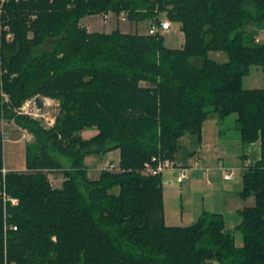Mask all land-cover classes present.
Returning <instances> with one entry per match:
<instances>
[{
	"label": "trees",
	"instance_id": "obj_1",
	"mask_svg": "<svg viewBox=\"0 0 264 264\" xmlns=\"http://www.w3.org/2000/svg\"><path fill=\"white\" fill-rule=\"evenodd\" d=\"M1 7L0 91L8 101L0 119L35 141L25 171H4L0 132V264H264V88L243 87L251 67L264 71V43L248 30L264 23V0H5ZM109 13L157 27L165 13L180 23L185 43L172 49L160 32L81 25ZM38 96L59 103L50 129L17 113ZM231 114L243 145L262 142L239 193L255 198L240 211L241 247L219 213L167 226L162 174L143 173L153 156L174 161L179 139L201 138L211 116ZM87 129L98 132L87 139ZM117 150L119 170L90 178L86 157ZM56 170L60 188L49 178Z\"/></svg>",
	"mask_w": 264,
	"mask_h": 264
},
{
	"label": "crops",
	"instance_id": "obj_2",
	"mask_svg": "<svg viewBox=\"0 0 264 264\" xmlns=\"http://www.w3.org/2000/svg\"><path fill=\"white\" fill-rule=\"evenodd\" d=\"M99 16H101L102 20H104L103 15ZM94 18L95 16L86 17L82 20V22L89 21L90 24ZM106 24H111V30L119 28L122 31V27L120 25L122 22L119 17H116L112 13L107 14ZM151 27L152 25L150 26V29ZM87 29L90 30L88 25ZM130 29H133V27L130 26ZM150 29L148 32H139V34H147ZM135 31L140 30L139 28H136ZM168 32L169 30L161 31L162 34ZM182 36L183 43L181 47H183L185 43L183 32ZM257 41L261 43L260 39H257ZM219 57L222 58V62H226V58L221 55ZM218 120L221 119L219 118ZM210 122L220 124L224 121H206L203 126L201 138L195 134L188 133L182 136L178 141V151L174 161L176 167H184L190 170L191 178L187 186L184 189L180 188V184L176 180L177 172L175 169H168L162 174L165 223L167 226H189L196 223L204 212H213L222 214L226 230L233 231L235 234V232L238 231L237 227L241 222L240 211L246 207H252L255 204L254 197L243 199L239 193L243 189L244 171L247 168L254 166L262 158V142L261 140H257L256 142L245 146L242 144L241 132L239 131L242 147L241 153L238 155L242 164L234 163L227 165L225 159L229 153L227 144L224 143L226 140L222 138L225 131L221 129L216 130V132L211 131L207 125ZM235 123L237 127V121H235ZM107 155L111 157L109 158V161L117 160L119 162L120 160L119 150L111 152ZM231 170L234 172V176L231 180H226L225 174ZM176 189L178 190L177 193L180 195L185 192L188 193L187 206L189 210L185 213L183 212L185 211V207H183V211L180 212L179 217L171 213L172 207L170 208L171 212L169 213L167 207V202L172 198L173 193H176ZM196 198H198V201ZM195 201L197 202L195 203ZM235 239L236 245L241 247L243 245V238L240 240L239 244L237 242L236 234ZM210 264L220 263L213 261Z\"/></svg>",
	"mask_w": 264,
	"mask_h": 264
},
{
	"label": "rangeland",
	"instance_id": "obj_3",
	"mask_svg": "<svg viewBox=\"0 0 264 264\" xmlns=\"http://www.w3.org/2000/svg\"><path fill=\"white\" fill-rule=\"evenodd\" d=\"M162 21H169L166 17V14H161ZM83 20V19H82ZM81 20V25L90 27L91 32L98 30L99 32L111 33V24H106L102 17L96 15L95 18L90 22ZM171 22V29L168 33H164L165 39V46L172 49H179L183 43V36L180 29V23L178 22ZM88 23V24H87ZM122 27V32L125 33H145L148 32L152 22L150 20L142 21V22H131L126 21L120 24ZM130 26L133 29H130ZM136 28H139L140 31H135ZM249 32H256V41L260 39L261 43H264V23L259 25H249L248 26ZM148 34V33H147ZM53 42H49L43 49H51ZM223 56L226 58L225 61L228 60V56L226 53L223 52H211L210 57L217 61H221V57ZM255 86V87H254ZM243 87L245 89L248 88H264V71L261 68L256 66L251 67L248 75L243 78ZM42 99L43 107L40 109L37 107L36 103H29L26 105L27 102L17 111L18 114L27 115L37 121L46 128L50 129L54 126L56 118L59 114V103L57 100H53L51 98L38 96ZM38 97H34L32 99H37ZM30 99V100H32ZM8 101V96L1 90L0 91V103L4 104ZM26 105V106H25ZM24 107V108H23ZM218 115L211 116L207 121H224L223 123L216 124L215 122H210L208 128L211 131L216 132V130L221 129L225 131L223 137L226 141L224 142L227 144L228 148V155L225 159L227 165L230 164H242V161L238 154L241 153V142H240V132L236 127V114H231L230 116L226 117L223 120H218ZM215 123V124H214ZM0 132L3 136V149H4V171H25L26 170V149L29 143H34L35 139L32 133L28 130H25L23 127L18 126L14 121H8L5 118L0 119ZM98 131L96 129H87L82 133L84 138H90L94 136ZM217 140V139H216ZM247 145V144H246ZM245 145V146H246ZM56 158L63 164V166H69V160L64 158L60 155H56ZM108 155H90L86 157L85 164L89 167V177L92 179H97L100 176V173L107 169L110 171H118L119 170V162L117 160H110L109 161ZM118 163H117V162ZM120 161V160H119ZM168 161V160H167ZM51 184L54 188H60L64 181V175L60 170H56L49 175ZM191 178V174H190ZM190 178L180 184V188H185L189 183ZM178 190L176 189V193L172 195V198L167 202V207L169 213H173L180 216V212L183 211V207L187 212L189 210L187 206V197L188 193H184L182 195L177 193ZM198 201V198H196ZM195 201V203L197 202ZM172 207V208H171ZM171 208V211H170ZM237 236V242L239 244L240 240L242 239L241 232H235Z\"/></svg>",
	"mask_w": 264,
	"mask_h": 264
},
{
	"label": "built area",
	"instance_id": "obj_4",
	"mask_svg": "<svg viewBox=\"0 0 264 264\" xmlns=\"http://www.w3.org/2000/svg\"><path fill=\"white\" fill-rule=\"evenodd\" d=\"M16 1H19V0H16ZM4 2H5V0H0V13H1V9H2L1 6ZM119 19L121 22L128 21L125 13H122L120 15ZM103 21L105 23L107 22V15L104 16ZM171 26L172 25H171L170 21H164V22H162L160 27L152 25L149 33L150 34H156L158 32L161 33V31H168L171 29ZM9 37H10V35H9ZM32 102L36 103V99L28 100L26 105H29V103H32ZM168 169H175L176 170V172H177L176 173V180L179 184L183 183L184 181H186L190 178V170L188 168L176 167L175 161H173V160H168V161L164 160L163 161L159 157H155V156H153L151 158V160L145 164V168L143 170V173L146 175H159V174H163L164 171H166ZM233 176H234V172L232 170L228 171L225 174V179L231 180L233 178ZM14 203H16L15 200H14Z\"/></svg>",
	"mask_w": 264,
	"mask_h": 264
},
{
	"label": "water",
	"instance_id": "obj_5",
	"mask_svg": "<svg viewBox=\"0 0 264 264\" xmlns=\"http://www.w3.org/2000/svg\"><path fill=\"white\" fill-rule=\"evenodd\" d=\"M36 104H37V107L40 109L43 107V102H42V99L40 97H38L36 99Z\"/></svg>",
	"mask_w": 264,
	"mask_h": 264
}]
</instances>
